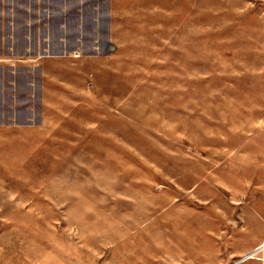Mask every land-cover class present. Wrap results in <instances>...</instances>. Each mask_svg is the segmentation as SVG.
<instances>
[{"label":"rangeland","instance_id":"rangeland-1","mask_svg":"<svg viewBox=\"0 0 264 264\" xmlns=\"http://www.w3.org/2000/svg\"><path fill=\"white\" fill-rule=\"evenodd\" d=\"M0 264H264V0H0Z\"/></svg>","mask_w":264,"mask_h":264},{"label":"crops","instance_id":"crops-1","mask_svg":"<svg viewBox=\"0 0 264 264\" xmlns=\"http://www.w3.org/2000/svg\"><path fill=\"white\" fill-rule=\"evenodd\" d=\"M257 247H258V246H257ZM257 247H256V248H257ZM254 249H255V248H254Z\"/></svg>","mask_w":264,"mask_h":264}]
</instances>
